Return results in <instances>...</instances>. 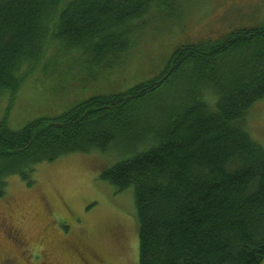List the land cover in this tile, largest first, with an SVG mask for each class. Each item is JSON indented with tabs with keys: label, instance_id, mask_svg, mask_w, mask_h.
Masks as SVG:
<instances>
[{
	"label": "trees",
	"instance_id": "obj_1",
	"mask_svg": "<svg viewBox=\"0 0 264 264\" xmlns=\"http://www.w3.org/2000/svg\"><path fill=\"white\" fill-rule=\"evenodd\" d=\"M168 1L0 0V96L19 89L48 41L61 49L52 71L95 78L130 50L132 23ZM262 99L264 24L180 46L163 71L123 91L19 130L3 119L0 198L11 175L31 186L39 163L123 148L132 154L100 177L132 188L139 264H261L264 145L244 125Z\"/></svg>",
	"mask_w": 264,
	"mask_h": 264
},
{
	"label": "rangeland",
	"instance_id": "obj_2",
	"mask_svg": "<svg viewBox=\"0 0 264 264\" xmlns=\"http://www.w3.org/2000/svg\"><path fill=\"white\" fill-rule=\"evenodd\" d=\"M132 24L136 25L126 54L95 78L80 74L72 83L70 73L80 72L72 68L64 76L65 64L61 71H52L61 49L48 41L37 64L22 67L19 89L0 96V122L4 119L10 129L19 130L35 118L57 116L81 100L150 79L163 71L180 46L264 24V0H169L157 14ZM172 93L173 88L163 98ZM244 127L264 145V99L251 108ZM131 154L113 147L42 162L29 176L31 186L19 175L9 176L0 198V221L17 232L22 244L21 248L12 244L0 226V264H29V253L37 261L41 245L48 264H139L132 188L116 192L100 177ZM20 256L28 262L20 261Z\"/></svg>",
	"mask_w": 264,
	"mask_h": 264
},
{
	"label": "flooded vegetation",
	"instance_id": "obj_3",
	"mask_svg": "<svg viewBox=\"0 0 264 264\" xmlns=\"http://www.w3.org/2000/svg\"><path fill=\"white\" fill-rule=\"evenodd\" d=\"M0 226H2V228H4L5 229V237L12 243V244H16V246H18V248H21V244H22V242H21V240H20V238L18 237V235H17V232H14V230L12 229V227L11 226H9L8 227V224H5V222H4V219H2L1 221H0ZM43 248L41 249V251H40V253H39V257H40V259L38 258L37 259V261L35 260V258H31V256H30V253L28 254V256H29V259L30 260H28V261H30L29 262V264H48V262L44 259V258H42V256H43V254H42V251H43V249H44V245H41ZM22 252H24V251H22ZM81 257H83L82 255H80ZM79 256V257H80ZM18 259H20V261L22 260V261H24V260H26L27 261V259H25L24 257H19ZM27 261V262H28Z\"/></svg>",
	"mask_w": 264,
	"mask_h": 264
}]
</instances>
